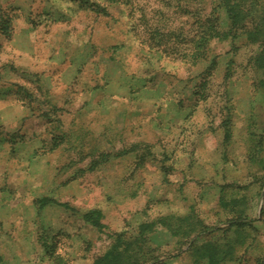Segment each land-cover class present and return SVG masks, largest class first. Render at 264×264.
I'll use <instances>...</instances> for the list:
<instances>
[{
    "label": "rangeland",
    "instance_id": "1",
    "mask_svg": "<svg viewBox=\"0 0 264 264\" xmlns=\"http://www.w3.org/2000/svg\"><path fill=\"white\" fill-rule=\"evenodd\" d=\"M234 1L0 0V264H264V0Z\"/></svg>",
    "mask_w": 264,
    "mask_h": 264
},
{
    "label": "trees",
    "instance_id": "2",
    "mask_svg": "<svg viewBox=\"0 0 264 264\" xmlns=\"http://www.w3.org/2000/svg\"><path fill=\"white\" fill-rule=\"evenodd\" d=\"M221 2L227 6V14L229 16V19L230 21L233 22L234 25L238 24L239 22V18H240V15L239 13H237L236 11V8L234 5H232L233 3L232 2H235L234 0H221ZM8 26H4L3 29H7ZM97 215H93V213L91 214H88L85 216V219L91 223L94 227L96 228H102V225L100 223V214L96 213ZM178 220V221H184L186 219H183V218H179V219H176V218H173V217H165L163 219L160 220V224L164 227H167L171 230V232L175 235V234H178V231L180 230L179 227H175L173 225V220ZM189 225V224H188ZM191 226V225H189ZM140 237L141 235H139V237H137L134 242L131 244V243H124V241L122 240H119L118 241V244L119 245H123L125 244V247H129V246H133L134 250H138V248H140V246H142V241L140 240ZM130 248V247H129ZM128 248V252H129V249ZM127 252V251H126ZM124 252L122 249H120V247L118 245H115L111 248L110 251H108L105 256L100 259L97 264H130V259L127 258L126 256H128V252L126 253ZM143 258V256H142ZM144 260V259H143ZM135 263V262H134ZM133 263V264H134Z\"/></svg>",
    "mask_w": 264,
    "mask_h": 264
}]
</instances>
